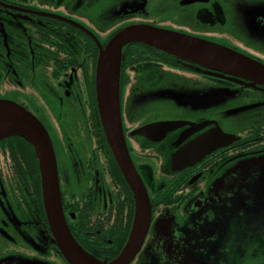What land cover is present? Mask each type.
Returning a JSON list of instances; mask_svg holds the SVG:
<instances>
[{"label":"flooded vegetation","instance_id":"af4514ba","mask_svg":"<svg viewBox=\"0 0 264 264\" xmlns=\"http://www.w3.org/2000/svg\"><path fill=\"white\" fill-rule=\"evenodd\" d=\"M219 1L0 0V100L45 127L67 226L99 260L121 252L135 210L98 108L100 48L123 28L163 22V29L231 45L208 37L227 24ZM253 27L264 29L260 15ZM123 56L122 132L151 208L129 264H264V86L139 43L126 45ZM163 122L175 125L155 126ZM218 128L232 140L217 144ZM210 132L216 138L199 161L173 164L174 154ZM52 239L33 148L22 137H4L0 264H70Z\"/></svg>","mask_w":264,"mask_h":264},{"label":"water","instance_id":"95a60500","mask_svg":"<svg viewBox=\"0 0 264 264\" xmlns=\"http://www.w3.org/2000/svg\"><path fill=\"white\" fill-rule=\"evenodd\" d=\"M263 8V6H258ZM139 43L185 62L196 69L229 75L247 81L248 86H264V64L238 51L216 42L192 37L172 30L138 24L117 31L100 48L96 64L97 102L112 154L132 190L135 210L132 228L121 252L111 261H102L82 248L72 237L62 212L57 176L56 158L48 132L36 116L21 106L0 100V140L7 136H19L33 148L38 162L41 182V197L45 215L52 233V240L70 264H129L139 249L150 222V202L142 181L130 160L124 140L120 118V75L123 48ZM213 102L210 96V101ZM175 125L163 122L157 127L169 129ZM213 132L206 139L199 138L172 157L179 168L196 163L205 152L206 145L216 137ZM233 135L224 134L218 128L217 144L224 145Z\"/></svg>","mask_w":264,"mask_h":264},{"label":"rangeland","instance_id":"374dc122","mask_svg":"<svg viewBox=\"0 0 264 264\" xmlns=\"http://www.w3.org/2000/svg\"><path fill=\"white\" fill-rule=\"evenodd\" d=\"M242 1L243 0L219 1L225 8L227 24L221 32L218 33L215 31L212 34H208V37L229 42L231 45L219 44L234 49L264 64V29L257 30L253 27V18L255 14L260 15L264 19V0H251L250 5H243ZM258 6H263V8H259ZM160 9L161 12L167 11L163 4L160 6ZM164 26L165 23L163 22L157 27L163 29ZM216 89L217 88L214 87L208 91L211 93L217 91ZM210 103L212 104L213 102ZM157 113H160V111ZM57 146L56 150L60 153V146L58 144Z\"/></svg>","mask_w":264,"mask_h":264}]
</instances>
